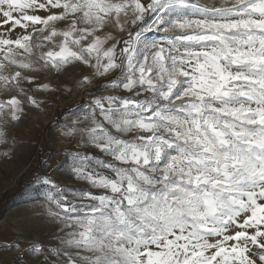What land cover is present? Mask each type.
I'll list each match as a JSON object with an SVG mask.
<instances>
[{
	"label": "snow or ice",
	"instance_id": "obj_1",
	"mask_svg": "<svg viewBox=\"0 0 264 264\" xmlns=\"http://www.w3.org/2000/svg\"><path fill=\"white\" fill-rule=\"evenodd\" d=\"M76 65L111 77L53 168L86 187L37 177L50 243L0 264H264V0H0V145Z\"/></svg>",
	"mask_w": 264,
	"mask_h": 264
},
{
	"label": "rangeland",
	"instance_id": "obj_2",
	"mask_svg": "<svg viewBox=\"0 0 264 264\" xmlns=\"http://www.w3.org/2000/svg\"><path fill=\"white\" fill-rule=\"evenodd\" d=\"M158 35L153 34V38H158ZM85 74L91 75V69L82 65L70 67L60 74H38V83L50 84L53 91L32 92L42 102L40 109L26 105V114L21 121L9 125V143L0 145V242L19 243L25 249L29 247V241L50 243L52 228L42 215L46 186L37 183V177L50 175L62 185L86 187L66 178L60 171H53L64 159L66 150L74 148L69 138L62 135L64 126L83 113L94 95L111 94L110 89L100 91V85L111 77L97 78L92 85L81 88L79 82ZM25 87L32 89L35 86L26 84ZM0 98H5L4 94L0 93ZM65 109L70 110L64 113L58 124H52L58 113ZM13 137L16 138L14 155L11 159H4L3 152L13 147ZM22 177L23 186L19 190ZM5 195H10L9 200L2 201ZM11 259L12 255L7 251L0 254V260ZM25 259H29V264H35L30 256Z\"/></svg>",
	"mask_w": 264,
	"mask_h": 264
},
{
	"label": "trees",
	"instance_id": "obj_3",
	"mask_svg": "<svg viewBox=\"0 0 264 264\" xmlns=\"http://www.w3.org/2000/svg\"><path fill=\"white\" fill-rule=\"evenodd\" d=\"M68 110H70V109H65L64 111L59 112V113H58V118H56V120H55L52 124H58V123L60 122V120L62 119V117L64 116V113H65L66 111H68ZM22 180H24V177H22V178H21V181L19 182V190H22V186H23V181H22ZM14 192H15V191H14ZM18 192H20V191H17V193H18ZM14 195H16V193H15ZM14 195H12V196H14ZM8 196H10V195H5V196H3V197H2V201H3V200H9Z\"/></svg>",
	"mask_w": 264,
	"mask_h": 264
}]
</instances>
